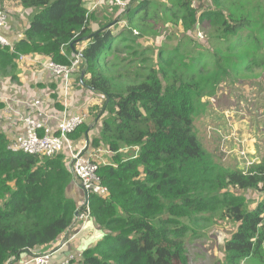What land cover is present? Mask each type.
I'll return each instance as SVG.
<instances>
[{
	"label": "trees",
	"instance_id": "trees-1",
	"mask_svg": "<svg viewBox=\"0 0 264 264\" xmlns=\"http://www.w3.org/2000/svg\"><path fill=\"white\" fill-rule=\"evenodd\" d=\"M4 1L34 14L12 50L0 45V78L17 81L22 56L69 65L78 55L69 54L85 41L83 85L104 98L101 131L91 150L110 152L98 170L109 194L90 197L91 217L103 237L70 264H190V243L222 219L237 225L222 264H264V199L249 208L243 195L230 192L260 189L264 160L247 174L227 169L203 147L195 128L209 106L204 99L220 83L239 78L237 48L228 39L226 56L214 53L213 60L180 50L189 35L206 40L197 39L199 26L212 29L214 44L249 30L253 38L239 37L237 46L253 40L251 50L263 53L264 41L258 40L264 38V15L256 9L264 14V0L250 9L254 0H200L199 6L194 0H138L123 14L111 5L112 18L102 24L98 10L87 8L96 0ZM96 24L100 30L94 33ZM171 24L183 35L175 43L166 35L168 43L159 49L140 45L161 37ZM246 65L263 66L253 56ZM88 130L79 127L72 141ZM9 141L0 133V264L28 251H48L74 227L79 211L70 195L68 156L13 154ZM128 150L137 153L126 157Z\"/></svg>",
	"mask_w": 264,
	"mask_h": 264
},
{
	"label": "rangeland",
	"instance_id": "rangeland-1",
	"mask_svg": "<svg viewBox=\"0 0 264 264\" xmlns=\"http://www.w3.org/2000/svg\"><path fill=\"white\" fill-rule=\"evenodd\" d=\"M1 1L4 0H0V2ZM91 1L94 0H86V2ZM137 2L138 0H124L126 9H129L130 6L135 5ZM195 2H197L199 6L200 0H195ZM201 2L205 3L206 0H202ZM253 5H255V0L252 4L247 6L248 9L253 8ZM102 8H106L107 10L112 9V6L110 7V1L103 3L97 10ZM12 10H15L17 15V9L12 8ZM15 13L12 14V16H14ZM256 13L260 16L264 15L259 9H256ZM25 18H27L26 15ZM124 19H122L124 22L121 24L122 26H126V19ZM206 29L209 32L207 34V38H209L212 29L210 27H206ZM251 29L256 30L253 28ZM249 32L250 31L247 30L241 35L238 33L229 38L219 39L215 44L210 38H205L206 40L200 43L190 35L189 37L182 38V33L171 24L163 28L161 37H154L153 42L148 43L143 40L140 41V45L142 46L151 44L155 49H159L161 46L168 43L167 40H169V38L172 39H170L172 43L182 38L180 48L182 53L193 57H197L202 53L208 54L210 55L209 60H213L211 54L214 53L226 56L223 55L227 51L225 43L228 39L233 41L230 48H237L235 51H237V58L241 62L234 68V72L239 73V75L235 77L239 78L237 80H228L220 83L217 87L216 94L213 97L207 96L204 99V102L208 103L209 106L204 110L205 112L203 114L197 117L195 128L203 147L214 156L215 160L219 161L227 169L242 171L245 174L248 173V170L254 166H258L264 160V52H256L258 49H256V51L251 50L250 45L254 44L253 40L244 45L241 44L243 46L238 45L240 46L239 48L237 46L239 37L243 41H246L249 36L251 39L253 38ZM166 35L169 38L166 37ZM257 35L261 37L259 33ZM163 37H165V39H163ZM263 39L264 38L261 37L258 41H264ZM207 51H209V53ZM251 56L256 59L257 63L263 66L261 68L255 65L247 66L246 63ZM22 62L24 63L25 61H20V65H22ZM209 67L210 69L213 68V61H211ZM0 79L3 80L4 78ZM35 87L38 88L37 85H35ZM30 98H34L33 93ZM8 101L5 99L4 103L10 108L12 117L16 118L15 116L17 113L13 108L15 105L10 104L9 102L11 101ZM29 103L30 102L24 103L22 105L24 107H20L18 113L23 117H31L41 121L42 116L39 113L40 107L38 104H36V107H33V103ZM39 115L41 117H39ZM4 132L5 131H1L2 134ZM136 153V150H128L124 155L126 157H132ZM105 156L106 155L102 156V159L99 160L100 165H104L110 161L111 157L107 156L105 159ZM230 192L235 195H243L247 200L249 208L256 207L264 199V185H261L258 190H238L230 188ZM83 204L84 200L78 204L80 209L83 207ZM236 227L237 225L231 220L223 219L215 224H210L206 228L207 232L205 235L190 243L188 246L191 255L190 264H222L224 260V245L226 241L230 239ZM219 237H222V242L219 240Z\"/></svg>",
	"mask_w": 264,
	"mask_h": 264
},
{
	"label": "crops",
	"instance_id": "crops-1",
	"mask_svg": "<svg viewBox=\"0 0 264 264\" xmlns=\"http://www.w3.org/2000/svg\"><path fill=\"white\" fill-rule=\"evenodd\" d=\"M0 4V7L10 9L11 15L14 14L12 11V8H15L14 2L11 3L8 1H1ZM109 13L110 11L107 9H99L95 13V16L98 18V23L102 24L105 18H112V15ZM33 14V10H17V15L15 13V15L11 17L9 25L5 30L6 36L12 41L22 39L25 29L30 24ZM25 15L27 18H25ZM99 24L93 26L94 32H98L100 30ZM85 46V41L78 43L75 51L69 54V58L81 53ZM43 60V58H36L32 61L27 60L24 63L22 62V65H19L17 81L9 78H5L3 80L0 79V104L3 105V110H0V133L1 131H5L3 134L8 138V140L18 138L24 134V125L20 119V117L23 116L18 113V110L20 107H24L22 106L24 103L28 102H30L29 104L33 103V107H36V104H38L40 107L39 113L42 116L41 121H45L48 118V123L53 128L57 126L58 122L63 119L65 115L71 117L85 113L87 115V121L85 124L89 127V130L84 137L73 142L77 150H83V154L88 152L91 153V143L95 138L99 137L101 131L102 118H100L101 114H99V111L100 113L103 112L102 106L104 105V98L100 94L93 92L88 87L83 85L82 71L80 70L73 73L69 82V87L66 88L63 80L56 79L51 73L44 69L43 63L45 60ZM35 85H37L38 88H36ZM32 93L34 97L33 99L30 98ZM5 99L7 101H11H8L10 104L15 105L13 108L18 114H16V118L12 117V115L8 113L10 112V108L4 103ZM41 116L39 115V117ZM100 150H103L104 152L107 151V149L104 148ZM125 152L126 151L123 153ZM64 153L68 156L67 152ZM106 154H103L102 156ZM107 156L111 157V155H106L104 158L106 159ZM68 167L71 171L69 166V156ZM70 195L77 201L78 204L82 200H85L83 190L75 181H73V185L70 189ZM78 208L80 210L79 205ZM92 224L93 223L91 222L89 225ZM75 225L76 222L74 227ZM73 228L69 230L68 233L64 234V236L61 237L55 245L49 248L48 251L56 249V247L60 248L62 244L66 243L68 235L74 231ZM102 237L103 232L96 226L94 230L91 229L86 232L87 240L83 243V246H80L81 242L69 244V246L63 248L56 254V258L57 260H66L71 258V260H75L77 257H80L86 249L93 247ZM44 251L39 250L36 251L37 253L34 252V254H39Z\"/></svg>",
	"mask_w": 264,
	"mask_h": 264
},
{
	"label": "built area",
	"instance_id": "built-area-1",
	"mask_svg": "<svg viewBox=\"0 0 264 264\" xmlns=\"http://www.w3.org/2000/svg\"><path fill=\"white\" fill-rule=\"evenodd\" d=\"M108 1H110V7L111 5L120 7V13L122 14L127 10L124 0H96L94 5L87 7L88 11L97 10L103 3ZM11 16L10 9L0 8V45L3 47L8 46L12 50L14 47L13 41L3 34V31L9 25ZM208 33L206 28L196 26L198 40L205 39ZM27 60L32 61L34 59L23 56L20 58V61ZM84 62L81 53H79L73 60H70L69 65L45 60L43 67L56 79L63 80L65 87L68 88L73 73L79 70ZM86 117L85 113L71 117L65 115L55 128L49 125L48 118L45 121H38L31 117H20L24 125V134L11 139L8 149L12 153L23 152L42 157H54L66 151L69 155V166L73 180L82 188L85 200L76 218L74 231L68 235L67 242L62 244L60 248L40 254L28 251L22 254L20 258L11 260L7 264H70L72 258L57 260L56 254L75 242H81L80 246H83V243L87 240L86 232L95 229L96 225L91 217L90 197L95 195L105 198L109 193L108 189L102 185L98 174L99 160L102 157L97 154L93 155L95 152L93 150H91L92 154H83V150H76L71 139V135L84 124ZM106 155H110V152ZM91 222L93 224L89 225ZM262 226H264V222Z\"/></svg>",
	"mask_w": 264,
	"mask_h": 264
},
{
	"label": "bare ground",
	"instance_id": "bare-ground-1",
	"mask_svg": "<svg viewBox=\"0 0 264 264\" xmlns=\"http://www.w3.org/2000/svg\"><path fill=\"white\" fill-rule=\"evenodd\" d=\"M6 47H7V46H6ZM74 58H75V57H74ZM43 61H44V60H43ZM37 62H38V61H37ZM80 68H81V67H80ZM79 70H80V69H79ZM86 121H87V117H86V120L84 121V124L86 123ZM84 124H83V125H84ZM74 147L76 148L75 145H74ZM76 150H77V149H76ZM99 151H100V152H99ZM65 152H66V151H65ZM62 153H64V152H62ZM62 153H61V154H62ZM88 153H90V152H88ZM106 153H109V152H108V151L104 152L103 150H102V151H101V150H97L95 153H93V155H96V154H97V155H99V156H100V155L102 156L103 154H106ZM13 154H26V153L19 152V153H13ZM90 154H91V153H90ZM27 155H31V154H27ZM59 155H60V154H59ZM35 156H38V155H35ZM56 156H57V155H56ZM68 156H69V155H68ZM101 156H100V157H101ZM48 158H51V157H48ZM81 189H82V188H81ZM78 214H79V212L77 213V216H78Z\"/></svg>",
	"mask_w": 264,
	"mask_h": 264
},
{
	"label": "water",
	"instance_id": "water-1",
	"mask_svg": "<svg viewBox=\"0 0 264 264\" xmlns=\"http://www.w3.org/2000/svg\"><path fill=\"white\" fill-rule=\"evenodd\" d=\"M115 23H113V24H111L110 26H108V28L109 27H112L113 25H114ZM97 33V32H96ZM83 77H84V74H82V79H83ZM87 87V86H86ZM219 240L222 242V237H219ZM225 246V245H224Z\"/></svg>",
	"mask_w": 264,
	"mask_h": 264
}]
</instances>
